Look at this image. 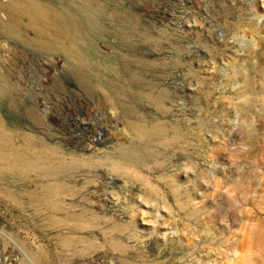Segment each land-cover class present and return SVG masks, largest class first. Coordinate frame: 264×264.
Returning <instances> with one entry per match:
<instances>
[{
    "label": "rangeland",
    "instance_id": "374dc122",
    "mask_svg": "<svg viewBox=\"0 0 264 264\" xmlns=\"http://www.w3.org/2000/svg\"><path fill=\"white\" fill-rule=\"evenodd\" d=\"M0 264H264V0H0Z\"/></svg>",
    "mask_w": 264,
    "mask_h": 264
},
{
    "label": "bare ground",
    "instance_id": "6f19581e",
    "mask_svg": "<svg viewBox=\"0 0 264 264\" xmlns=\"http://www.w3.org/2000/svg\"><path fill=\"white\" fill-rule=\"evenodd\" d=\"M100 137V136H99ZM128 200V199H127ZM112 207V206H111ZM141 207H142V205H141ZM144 209V208H143ZM145 210V209H144ZM162 212V211H161ZM160 216V215H159ZM167 216V215H166ZM160 220V219H159ZM132 223V222H131ZM133 227V226H132ZM137 231V230H136ZM170 231V230H169ZM168 232V231H167ZM166 232V233H167ZM142 233V232H141ZM162 233V232H161ZM166 233H165V235L164 236H166ZM173 240V239H172ZM175 244V243H174ZM169 245H170V243H169ZM175 246V245H174ZM173 247V246H172ZM182 259V258H181ZM175 263H177V262H175Z\"/></svg>",
    "mask_w": 264,
    "mask_h": 264
}]
</instances>
